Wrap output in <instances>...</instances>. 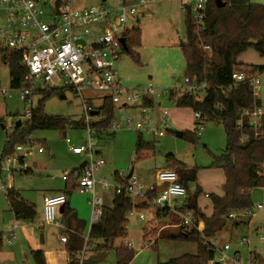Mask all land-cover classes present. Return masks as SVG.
Wrapping results in <instances>:
<instances>
[{
  "label": "rangeland",
  "instance_id": "obj_1",
  "mask_svg": "<svg viewBox=\"0 0 264 264\" xmlns=\"http://www.w3.org/2000/svg\"><path fill=\"white\" fill-rule=\"evenodd\" d=\"M142 15L128 18L127 29L140 28V45L132 48V54L121 53L120 58L115 62V69L122 87L132 90L139 95L152 84L160 97H154L155 106L149 109L153 119L152 127L164 129L161 126V113H169V126L166 136L163 138L154 137L143 133L146 142H153L155 152L143 161H135V145L137 132L134 127H126L114 134V137L94 138L84 130L66 131H36L31 136L40 141L45 146L43 153H37L33 157L25 159V167L32 168V175L20 174L19 172L0 173V264H36L32 257L33 251H48L53 254L64 253L67 246L61 243L62 236L72 238V244L83 247L82 264H87L90 259L98 261L92 264H116L114 250L105 254L96 251L97 245L101 241H93L88 244L87 239L91 226V206L92 194H81L77 190L76 181L72 188V178L80 175V166L83 163H90L102 159L105 165L94 172L96 181L106 179L109 187L103 189L97 185L94 196L103 200V204L110 206L117 182L115 173L120 178L128 176L133 170L138 181L148 185L147 181L153 178L157 171L166 168V156L173 155L176 160L188 167L198 168L200 180L190 183L188 189L194 194L198 185L201 188L213 190L207 187L213 184L209 172L216 170L210 168L213 157H220L226 145L225 134L220 125L214 123H204L203 131L199 135V143L193 145L180 139L175 133L193 132L195 130L194 114L189 109L176 108L173 100L169 99L166 92L182 88L183 78L186 75V66L182 55L180 44L185 41L184 12L179 6H174L172 2L157 0H146ZM222 2L230 0H221ZM238 1V0H232ZM248 1L254 4L264 5V0H239ZM104 4L113 7L116 0H78L77 8L99 7ZM0 26H4V18H0ZM240 62L244 66L264 65V57H260L254 50H248L240 57ZM1 85L9 90L7 98L0 97V159L5 148L7 139L14 135L15 123L21 122V127L25 122L23 119L26 105L20 101L18 90H12L9 86L10 75L6 67H0ZM261 81V100L264 103V76ZM38 87V85H36ZM39 95L36 96L38 98ZM65 99L52 96L45 101V114L48 116H62L79 121L84 114V105L89 103L95 109L103 106L104 94L85 93L81 98L72 92L65 91ZM264 105V104H263ZM18 112V115H16ZM120 114H128L126 111H117ZM128 116V115H125ZM87 119L85 118V121ZM88 121H91L89 119ZM87 122V121H86ZM64 135V136H63ZM67 140L70 143H67ZM16 146V145H15ZM90 147L93 154L85 152L79 156L72 153V147ZM14 149V148H13ZM14 155V152L11 156ZM4 163L0 164L3 168ZM14 170L19 167L13 165ZM65 178L68 181L63 180ZM151 182V183H152ZM200 183V184H199ZM198 184V185H197ZM14 189L21 191V194L29 204L34 206L36 211L35 220L30 222L16 221L5 198L6 190ZM68 193V203L80 220L84 222L82 234H75L63 226L55 227L47 224L45 208L43 205L44 196H54L58 193ZM203 194L200 195L202 198ZM210 200V199H209ZM143 199L135 200V206L142 203ZM207 203L208 200L205 199ZM264 203V186L252 192L251 221L247 230L238 229L235 234L239 235V240L233 238L230 231V224L227 229L210 240V243L217 249L222 250L223 245L228 244L230 251L227 257L238 254L241 257L239 264H250L251 255L256 253L260 258L255 264H264V208L257 210L258 205ZM134 207V206H133ZM130 211V210H129ZM128 217V237L124 241H117L115 248L123 243L131 244L136 256L130 264H168L174 258L185 254H195L196 246L193 244H182L171 240H158V235L164 226L162 222L156 221L154 211L145 209H134ZM143 215L144 220L140 219ZM239 215V214H235ZM56 221L60 222L59 208H56ZM13 227H16L15 238L11 243L6 241V237ZM147 227V231L144 232ZM167 229V227H165ZM246 241H242L246 238ZM84 243V244H83ZM251 254V255H250Z\"/></svg>",
  "mask_w": 264,
  "mask_h": 264
},
{
  "label": "trees",
  "instance_id": "obj_2",
  "mask_svg": "<svg viewBox=\"0 0 264 264\" xmlns=\"http://www.w3.org/2000/svg\"><path fill=\"white\" fill-rule=\"evenodd\" d=\"M223 3L225 4L223 8H217L215 2L210 5V11L206 15L201 30H197L192 24L189 9L184 12L185 41L181 42L180 49L185 61L186 75L191 79L207 81L209 88L206 96L198 102L195 98L185 94L179 96L170 90L168 97L174 101L176 108L189 109L193 114L200 115V119L194 122L193 132H181L179 135L175 133L180 139L196 145L200 141L201 134L198 133V125L208 122L222 127L226 145L220 157H213L210 168L223 171L224 195L223 197L207 196L212 203L213 213L210 217H206L198 206L201 189L197 187L194 194H191L188 189L190 183L197 182L198 168L188 167L176 160L173 155H168L165 159L167 165L165 170L176 172L180 183L188 192L186 204L180 208V211L191 212L196 220H201L204 224L203 231L199 233L195 229L182 226L178 214L169 209L154 206L152 200L157 197V192L146 193L142 203L135 206V209L142 211L153 210L155 220L162 222L164 229L160 231L158 240H171L196 246L195 254H185L174 258L168 264H209L215 260L216 250L210 240L227 229L228 224L231 226L233 238L239 240L240 234L235 233L240 228L247 230L251 221V216H242V214L251 211L253 207L252 192L264 186V121L258 129L254 130L249 125L248 117L245 116L246 112H252L256 106H264L260 98L254 94L251 83L253 78L264 75V65L244 66L240 62V57L248 50H254L260 57H264V5L232 0ZM123 39L125 49H122V53L132 54V48L140 45V28L127 29ZM20 61V53L8 51L0 44V67L9 68V86L12 90H19L22 87L25 70L21 67ZM238 68H242L243 72L238 73ZM236 72L243 74L244 79L241 81L234 79L233 75ZM64 93L65 90L38 91L39 96L32 109L31 118L7 139L0 164L4 157L15 152L18 144L24 143L25 139L36 131L84 130L89 131L90 138L114 137L115 133L111 131V125L117 119L119 110L108 98L100 109L87 104L90 109L87 115L92 112L98 114L92 121L86 122V115H83L79 121L62 116L46 115L45 101L52 96L61 97ZM142 104L148 109L155 106L154 99L151 97L144 98ZM239 121H241L240 125ZM242 136H247V140L241 142ZM154 152V143L146 142L142 134L137 133L135 161H143ZM23 161L20 158V162L23 163ZM83 169H80V174ZM19 173L32 175L34 171L28 169ZM79 176L71 179L74 190V180L76 181ZM115 180L119 185H126L128 176L120 178L115 173ZM63 194L67 202L63 206L61 225L74 232L81 231L84 223L70 208L68 193ZM5 198L9 212L16 221L32 223L35 220L34 206L24 200L21 191L7 189ZM132 200L124 193L116 194L114 191L111 205L109 207L103 205L100 220L91 224L89 228L87 243L101 241V244L96 247V251L101 255L114 250L116 264H130L136 256L135 251L127 244L123 243L115 248L117 241H124L128 237L127 225ZM231 215L235 216L230 217ZM146 231L147 227L144 232ZM246 240L247 238L242 241ZM31 254L36 264H46L43 251H33ZM67 256L75 260L76 253L68 250ZM251 257V264H255L260 258L256 253L254 257L253 255ZM68 264L78 263L73 261Z\"/></svg>",
  "mask_w": 264,
  "mask_h": 264
},
{
  "label": "built area",
  "instance_id": "obj_3",
  "mask_svg": "<svg viewBox=\"0 0 264 264\" xmlns=\"http://www.w3.org/2000/svg\"><path fill=\"white\" fill-rule=\"evenodd\" d=\"M214 2L215 0H182L181 10L185 12L189 9L192 24L197 30H201L210 11V5ZM146 3V0H116L113 7L101 4L99 7L77 8L78 0H0V18H4V26H0V44L8 51L20 53V64L25 70L22 87L18 90L20 101L27 107L22 116L24 121L31 118L38 91L65 90L79 96L83 101L85 93H102L105 95L103 103L108 98L119 111L128 113L125 114L128 116L120 114L117 117L111 125L112 132L116 133L133 126L134 130L142 135L146 133L158 138L166 136L169 113L167 111L161 113L160 121L164 129H155L152 127L153 119L149 109L142 104L144 98H159L160 93L152 84L141 95L124 89L115 69V62L122 53L121 40L127 30L128 18L142 15ZM233 78L241 81L244 75L236 72ZM251 83L254 94L258 96L260 77L253 78ZM208 88L206 80L199 81L185 76L182 88L175 92L179 96L185 94L201 102ZM8 94L9 90L2 87L0 78V97L5 99ZM84 108L88 122L91 118V115H87L90 109L87 105ZM245 116L248 117L249 125L254 130L258 129L264 121V106H256L252 112H246ZM194 119L199 120L200 115L194 114ZM238 124L240 125L241 121ZM197 129L198 133H201L202 125H198ZM87 133L89 134V131ZM246 140L247 136L241 137V142ZM67 143L70 141L67 140ZM44 151L43 143L28 136L24 143L15 147L13 156L4 157L2 161L4 166L0 171L24 172L29 169L25 167V159ZM71 151L75 155H81L86 151L90 155L93 154L90 147L84 146L72 147ZM20 158L24 160L23 163L20 162ZM13 165L18 166L19 170H14ZM104 165L102 159L93 161L91 157L90 163H86L79 178L76 179L79 193L93 195L89 201L91 224L100 220L104 205L102 199L94 196V191L97 185L103 189L109 187L106 179L96 181L94 178V172ZM66 179L64 177L63 180ZM114 191L116 194L124 193L133 200L144 199L146 193L157 192V197L152 200L154 206L178 214L182 226L195 229L199 233L203 231L204 224L201 220H196L191 212L180 211L186 204L188 192L180 183L178 174L172 170L157 171L150 185L140 183L133 174L126 185L116 184ZM66 202L64 194L43 198L47 224L62 226L61 222L56 221V208L63 207ZM256 208L262 210L264 203ZM242 216H252V213L248 211ZM140 219L144 220L143 215H140ZM15 230L16 227H13L6 237L8 243L15 238ZM69 240V236L61 237L63 244H68ZM126 244L128 246V243ZM128 247L132 248V245ZM214 248L216 258L209 264L240 263L241 257L238 254L230 257L225 255L230 251L228 244L223 245L222 250L215 246ZM251 259L252 257L250 262ZM73 261L82 264L83 253L76 255L75 260L67 257V263Z\"/></svg>",
  "mask_w": 264,
  "mask_h": 264
},
{
  "label": "crops",
  "instance_id": "obj_4",
  "mask_svg": "<svg viewBox=\"0 0 264 264\" xmlns=\"http://www.w3.org/2000/svg\"><path fill=\"white\" fill-rule=\"evenodd\" d=\"M127 1H129V0H127ZM157 1H161V0H157ZM162 1H164V2H172V4L173 3H175V4H173L174 6H179V8H180V10H181V1L182 0H162ZM239 1V0H238ZM264 75H262V76H260V78L261 77H263ZM260 87H261V84H260ZM260 87H259V93H258V97L260 98V100H261V97H260V95H261V90H260ZM82 100V99H81ZM83 101V100H82ZM261 103H262V100H261ZM262 104H264V103H262ZM85 105H87V103H85ZM85 105H84V107H85ZM93 107V106H92ZM84 114H85V108H84ZM91 115V114H90ZM95 117H97V115L96 116H91V121L93 120V119H95ZM77 156H79V155H77ZM29 169H31V170H33L32 168H29ZM34 171V170H33ZM201 172L202 171H199L198 172V174H197V181L198 180H200V174H201ZM209 177H210V179H211V181H212V183L213 184H211V185H208L207 187H212L213 188V190H217V193L216 192H212V190H206V189H204V188H201L202 187V185L200 184V186L198 185V187L201 189V192H202V194H203V196H202V198L201 197H199V199H198V206H199V208L201 209V211H202V213L206 216V217H210L211 215H212V213H213V208H212V203H211V201L209 200V198L207 197L208 195H216V196H218V197H223V195H224V193H223V190H222V188H223V186H224V184H225V176H224V173H223V171L222 170H219V169H216V170H213V171H210L209 172ZM152 180H153V178H150L147 182L148 183H150L151 184V182H152ZM150 184H148V185H150ZM58 194H63V193H58ZM45 197V196H44ZM205 199H207L208 200V202L206 203L205 202ZM111 201H112V199H111ZM134 201L135 200H132V210L134 209V207H135V203H134ZM137 201V200H136ZM27 202V201H26ZM134 206V207H133ZM136 208V207H135ZM76 213V212H75ZM60 214V213H59ZM77 215V214H76ZM78 217V216H77ZM60 218H61V214H60ZM82 221V220H81ZM84 223V222H83ZM70 231H72V230H70ZM73 233H75V234H82V230L81 231H76V232H74V231H72ZM85 241H86V239H85ZM62 243V242H61ZM73 242H72V238H70V240H69V243L68 244H65L66 246H67V250H66V252H64V253H60V254H53V253H50V252H48V251H43L44 252V255H45V260H46V264H68L67 263V251L68 250H73L75 253H76V255H78V254H82V253H84L85 251H83L82 250V248L83 247H80V246H76V245H73L72 244ZM84 244V243H83ZM96 259V258H95Z\"/></svg>",
  "mask_w": 264,
  "mask_h": 264
},
{
  "label": "water",
  "instance_id": "obj_5",
  "mask_svg": "<svg viewBox=\"0 0 264 264\" xmlns=\"http://www.w3.org/2000/svg\"><path fill=\"white\" fill-rule=\"evenodd\" d=\"M215 4H216V6H217V8H223L224 6H225V4L221 1V0H216L215 1ZM121 43H122V46H123V48L125 49V40L124 39H122L121 40ZM237 72L238 73H242L243 72V69L242 68H238L237 69ZM61 99H65V97L64 96H61ZM18 112H16V114H17ZM96 115H98L97 114V112H93V113H91V116H96ZM21 127V122H16L15 123V128L16 129H19ZM180 133H177V135H179ZM64 136V135H63ZM85 165H86V163H83L81 166H80V169H83L84 167H85ZM133 175V170H131L130 172H129V174H128V179L129 178H131V176ZM62 212H63V207H60L59 208V213L60 214H62ZM98 260L97 259H90V260H88L87 261V264H92V263H95V262H97Z\"/></svg>",
  "mask_w": 264,
  "mask_h": 264
}]
</instances>
